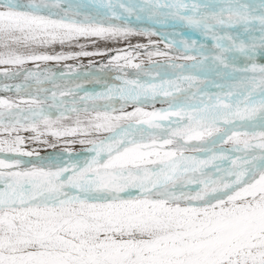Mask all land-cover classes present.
<instances>
[{"label": "snow or ice", "instance_id": "1", "mask_svg": "<svg viewBox=\"0 0 264 264\" xmlns=\"http://www.w3.org/2000/svg\"><path fill=\"white\" fill-rule=\"evenodd\" d=\"M0 66V264H264V0H0Z\"/></svg>", "mask_w": 264, "mask_h": 264}, {"label": "rangeland", "instance_id": "2", "mask_svg": "<svg viewBox=\"0 0 264 264\" xmlns=\"http://www.w3.org/2000/svg\"><path fill=\"white\" fill-rule=\"evenodd\" d=\"M150 30H156L155 28L150 29ZM160 31H165L166 29L164 28H160ZM168 31H171V29H167ZM186 39H199L198 36H196L195 34H187L185 36ZM153 41V42H157V47L161 50L164 51H169L171 54L172 50H168V49H164V44L162 42H160V38L158 36H153L150 39L149 38H145L143 36H132L129 37L128 40L120 42V43H115V42H110V41H101V40H97L95 41V43H92L90 41H84L81 40L80 43L82 44H87V47L85 48L86 51H108L110 53V55H114L115 54V50L116 49H124V48H129L132 45H136V44H149V42ZM49 53H51L53 50L49 49L47 50ZM60 51H64V52H78L80 51V49L76 48V47H67L65 46L63 49H61L59 46H56L55 48V52H60ZM108 57H102V56H93V57H80L76 60H69V61H65L62 62L61 64L57 65L54 63H49L47 65H42L41 67H48L51 68L53 70H58V69H64L65 73L68 77H75L77 76V74H79L80 77H83L85 73L90 72V71H95V68H99L101 63H105L107 61ZM140 59H143L145 61L143 67L144 68H148L149 65L147 63V58L144 56H141ZM140 59L135 60L134 62L139 63ZM175 63H190V62H186L183 60H179V61H174ZM153 63L154 64H160V63H165V61L161 58H153ZM92 64L94 67L93 68H89V65ZM65 65L71 67V68H75L77 69V72L73 73V72H69L67 71V69L65 68ZM27 67H34L33 65H28ZM5 70V66H0V72ZM130 72H134L135 70H128ZM171 71V70H169ZM179 71V70H176ZM186 75L188 73H185ZM57 75H59V71H57ZM97 75H103V73H97ZM175 78V77H172ZM89 80L94 79V77H89ZM21 80L18 81H9L7 79H5L4 77L0 76V87L3 86V84H11V83H21ZM109 83H111V80H108ZM76 83H83L85 88H87L88 91L92 92V91H102L103 89L101 88L100 85L95 84V83H89L86 82L84 79H78V80H74L71 86H75ZM47 87L51 88V85H47ZM208 91L211 92H215L216 89L209 87ZM81 95H83V93H81ZM8 96H12L13 98L19 99V97L15 96L14 91L13 92H0V98H5ZM118 106V105H117ZM155 107L157 109L162 108V107H167L166 104L162 105L160 103H157L155 105ZM127 111H132L131 108L126 109ZM146 110H152L151 108H148ZM25 136H27L28 134H24ZM2 138V137H0ZM49 140H51L52 138L49 137ZM60 146L56 147V148H51L48 147L47 145H37V144H32L29 143L28 144V149L30 150L31 148H36L39 151V155L40 156H48L50 154H60V153H64L65 152V147H64V140H60L57 142ZM225 147H229V146H225ZM67 151H71L73 153H82V147L79 144H75L72 145L70 148L67 149Z\"/></svg>", "mask_w": 264, "mask_h": 264}]
</instances>
